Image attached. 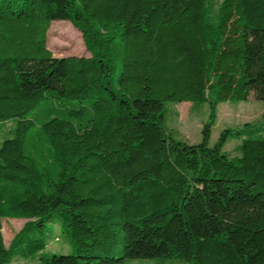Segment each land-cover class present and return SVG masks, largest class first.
<instances>
[{
    "label": "trees",
    "instance_id": "16d2710c",
    "mask_svg": "<svg viewBox=\"0 0 264 264\" xmlns=\"http://www.w3.org/2000/svg\"><path fill=\"white\" fill-rule=\"evenodd\" d=\"M54 20L88 56L53 55ZM249 95L264 0H0V264H264V135L209 144L217 104ZM166 101L209 105L199 142L165 129ZM55 215L72 254L44 251ZM5 217L26 219L8 246Z\"/></svg>",
    "mask_w": 264,
    "mask_h": 264
},
{
    "label": "rangeland",
    "instance_id": "374dc122",
    "mask_svg": "<svg viewBox=\"0 0 264 264\" xmlns=\"http://www.w3.org/2000/svg\"><path fill=\"white\" fill-rule=\"evenodd\" d=\"M46 44L55 56L83 55L88 56L81 33L67 20H54L50 23ZM264 101L249 95L244 100L223 101L216 106L215 121L211 126L209 144L213 145L222 130L228 129L222 150L229 156L240 154L239 145L243 136L249 131L259 132L264 135L262 113ZM209 105L205 103L192 104L190 101L165 102L164 127L172 131L175 138L183 139L193 144L201 140L200 129L208 121ZM246 124H249L245 127ZM8 125V123H7ZM26 219L9 218L1 219V233L5 246H8L13 235L22 227ZM46 248L44 251H56L57 254H72L74 248L69 234L60 225L59 217L53 216L46 222ZM57 247H59L57 249ZM61 247V248H60ZM8 264H38L36 260H25L14 257ZM125 264H187L180 258H138L125 260Z\"/></svg>",
    "mask_w": 264,
    "mask_h": 264
},
{
    "label": "crops",
    "instance_id": "0c3cea01",
    "mask_svg": "<svg viewBox=\"0 0 264 264\" xmlns=\"http://www.w3.org/2000/svg\"><path fill=\"white\" fill-rule=\"evenodd\" d=\"M58 248H59V247H57V249H58ZM60 248H61V247H60ZM51 252H56V251H53V250H52Z\"/></svg>",
    "mask_w": 264,
    "mask_h": 264
}]
</instances>
